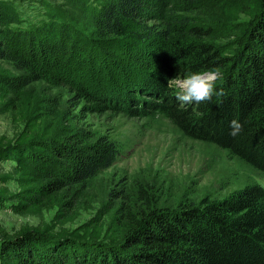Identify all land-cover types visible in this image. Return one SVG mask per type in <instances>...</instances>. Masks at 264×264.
<instances>
[{
  "label": "trees",
  "instance_id": "16d2710c",
  "mask_svg": "<svg viewBox=\"0 0 264 264\" xmlns=\"http://www.w3.org/2000/svg\"><path fill=\"white\" fill-rule=\"evenodd\" d=\"M254 1L260 10L256 16L243 23L231 43L218 45L210 40L217 33L213 27L195 25L193 15L205 0H88L92 6L86 17L60 14L49 0H0V59L25 73L20 85L3 84L17 91L47 81L54 72L61 76L64 60L71 61L85 73L79 97L101 100L106 109L120 107L132 116L163 113L187 137L215 144L264 173V0ZM133 55L146 66L130 76ZM215 69L221 72L216 90L224 95L181 107L167 80ZM234 119L243 126L236 137L229 135ZM74 135L70 142H55L50 169L34 168L43 184L33 190L31 202L83 190L117 161L114 139L104 135L90 142L93 136L81 130ZM162 197L140 182L131 190L110 192L122 227L114 244L28 232L16 243L0 244V261L264 264L261 185H246L220 200L185 197L172 207Z\"/></svg>",
  "mask_w": 264,
  "mask_h": 264
},
{
  "label": "rangeland",
  "instance_id": "374dc122",
  "mask_svg": "<svg viewBox=\"0 0 264 264\" xmlns=\"http://www.w3.org/2000/svg\"><path fill=\"white\" fill-rule=\"evenodd\" d=\"M49 1L60 14L75 17L88 16L92 6L88 0ZM205 1L193 15L195 25L213 27L217 33L210 40L218 45L231 43L243 23L260 11L254 0ZM129 61L130 76L145 65L135 55ZM61 67V76L54 72L47 81L16 91L3 82L20 85L25 73L0 59V244L16 243L28 232L114 244L122 227L110 192L131 190L139 182L159 190L170 207L185 197L220 200L246 185L264 187V173L215 144L187 137L163 113L132 116L120 107L106 109L101 100L79 97L85 73L68 60ZM104 86L113 90L109 82ZM79 130L93 136L90 142L104 135L114 139L117 161L83 190H64L31 202L33 190L43 184L34 168L50 169L56 160L51 151L55 142H70Z\"/></svg>",
  "mask_w": 264,
  "mask_h": 264
},
{
  "label": "clouds",
  "instance_id": "9594fccd",
  "mask_svg": "<svg viewBox=\"0 0 264 264\" xmlns=\"http://www.w3.org/2000/svg\"><path fill=\"white\" fill-rule=\"evenodd\" d=\"M221 79L219 69L193 72L185 77H174L167 80V86L176 90L175 99L181 107L210 101L213 95L223 96V89L216 90V82ZM242 124L237 120L230 122L229 135L236 137L242 131Z\"/></svg>",
  "mask_w": 264,
  "mask_h": 264
}]
</instances>
